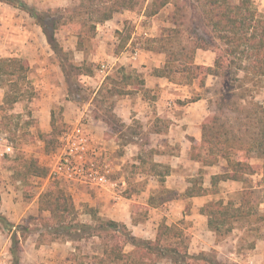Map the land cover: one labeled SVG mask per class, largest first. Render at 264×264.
<instances>
[{
  "label": "rangeland",
  "instance_id": "1",
  "mask_svg": "<svg viewBox=\"0 0 264 264\" xmlns=\"http://www.w3.org/2000/svg\"><path fill=\"white\" fill-rule=\"evenodd\" d=\"M11 1L12 4L0 0V60L18 59L29 69L24 72L26 77L0 74V214L15 226L9 230L0 223V264H13L11 248L14 236L20 240V264H112L106 259V242L100 236L72 239L74 229H64L63 226L73 222L57 223L40 203L50 190L53 195L63 192L72 198L79 222L99 226V221L92 219L91 209L101 220H111L100 215L99 208H90L84 195L93 194L94 197V189L77 186L80 193L73 194L65 182L50 177L51 166L59 155L62 133L74 126L85 111L89 112L93 122L99 121L92 124V138L109 155L114 170L112 179L118 184V193L122 196L120 208L124 214L131 212L133 202L130 199L142 205L135 218L142 221L150 219L147 237L154 235L160 223L170 221L177 232L182 233L181 239L173 241L175 246L182 254L186 246L191 249L184 264H264V221L260 218L264 214V180L260 183L259 177L250 176L242 183L220 182L212 187L213 174L229 170L228 162L220 160L217 166L209 168L202 164L201 169L183 165L182 179L165 178V183L177 182L178 189H167V183L162 188L158 184L159 177L153 174H163L165 170H150L154 160H158L154 156L161 150L162 143L151 136L149 130L142 129L140 119H134L126 127L123 118L116 113L126 96H110L111 92L117 93L116 86L122 88L121 68L130 69V63L123 66L121 61L115 60L117 49L126 39L128 42L123 51L138 46L143 51L142 60L151 61L153 67L165 65L172 48L175 49L173 52L183 47L189 50L203 44L202 41L209 50L197 51L212 53L204 62H213L216 53L224 55L225 45L206 25L202 2L170 0L158 14L151 16L147 6L153 0H141L134 9H123L111 20L98 24L93 32L92 27L99 17L96 11H105L115 0H104V3L100 0L93 3L89 0ZM18 1L40 14H52L59 22L56 36L61 47L74 52L73 61L80 66L86 64L93 75L66 80L60 57L51 49L43 29L26 11L14 5ZM233 1L239 3L240 0ZM253 7L264 14V0H253ZM81 39L83 50H78ZM226 60L235 61L236 57L226 56ZM195 62L201 61L195 58ZM103 65L107 67L103 68ZM253 77L231 64L219 77L207 78L205 87H201L198 80L190 86L181 85L182 97L187 98L179 100V103L186 105L203 99L209 115L224 125L223 134L229 133L226 137H236L244 142L258 138L264 127V77ZM107 78L112 79L106 81ZM141 94L149 98L150 104L156 98V95ZM15 95L19 97L18 102L9 104L6 97ZM52 113L56 130L51 126ZM151 120L159 130H166V121L158 117ZM95 128L96 133H100L96 138ZM111 139L113 142H109ZM127 145L128 156L118 171L117 155L121 156L122 152L124 155L126 149L123 146ZM108 147L112 148V154ZM166 151L171 153L174 150L169 147ZM202 152L207 154L205 149ZM242 154L254 165L256 174L264 175V156L258 150ZM139 157L146 164H140ZM30 159H36L40 166L48 168V176L23 178L24 163ZM194 186H202L210 202L223 200L225 204L234 202L237 205L241 203L243 192L248 190L246 193L251 201L248 208L258 211V214L254 213L243 225L237 224L228 236L218 238L215 246L211 245V251L207 249L202 253V242L208 246L213 239L196 238L203 233L202 226L200 218L194 215V201L189 200L185 193L186 187ZM152 198L159 207H144ZM119 243H125L123 236L109 241V245ZM125 248L126 251L131 250L129 244ZM171 262L170 259H162L158 264Z\"/></svg>",
  "mask_w": 264,
  "mask_h": 264
},
{
  "label": "trees",
  "instance_id": "2",
  "mask_svg": "<svg viewBox=\"0 0 264 264\" xmlns=\"http://www.w3.org/2000/svg\"><path fill=\"white\" fill-rule=\"evenodd\" d=\"M7 3H13L11 0H2ZM94 2V0H89ZM104 3V0H100ZM141 0H115L114 3L107 7L105 11L97 10L99 14L98 20L94 23L92 30L96 31L98 24H103L111 20L115 14L121 12L123 9H134ZM146 1V0H145ZM170 0H153L150 6H147L149 15L153 16L159 13ZM204 7V20L206 25L211 28L215 37L225 45L224 55L216 53V60L213 67L198 66L195 64L196 52L199 49L209 50L208 46L197 44L191 49L182 48L178 52L172 48L169 51L168 59L163 69L155 71L157 76L166 77L170 82L182 85H192L198 80L201 87L205 86L206 80L209 76L219 77L221 72H226L231 64L236 65L239 70H244L248 75L255 77H264V14H260L253 7V0H240L235 3L233 0H200ZM14 5L26 11L32 18H34L43 29L47 37L48 44L54 53L60 57L61 68L66 80L80 77L92 76V69L83 65H77L74 60V52L65 51L59 44L56 36V31L59 22L55 20L52 14H40L33 8L18 1ZM177 31L176 29H171ZM170 36V35H169ZM128 39H126L121 47L117 49V54L121 53L126 46ZM78 50H83V40L78 42ZM226 56L236 57V60H226ZM25 66L18 59H1L0 60V74L6 76H13L19 74L26 77L25 71H28ZM121 80L123 82L122 88H117L116 94L110 93V96L119 95H133L139 91L144 90V80L137 71L121 68L119 71ZM109 81L112 78H107ZM106 81L104 84H106ZM103 84V85H104ZM73 90V89H72ZM98 93H101L98 92ZM6 100L9 104L14 105L18 102V95L7 96ZM51 126L56 130L55 116L51 114ZM125 127V126H123ZM223 127L215 116L209 115L203 125V141L197 143L193 140L191 159L203 163L204 166H213L219 163L220 159H226L229 163L230 170L225 174L216 175L212 178V186L216 187L220 181L235 180L243 181L245 175L254 173L255 169L248 162V157L243 156L245 151L258 150L262 157L264 156V127L261 130L258 138L251 140H243L232 137H226L223 134ZM223 134V135H222ZM249 147V149H247ZM206 150V155L202 150ZM235 157V158H234ZM153 158V157H152ZM140 164L143 158H138ZM235 159V160H234ZM24 177L36 176L47 177L49 169L40 166L36 159L27 160L25 163ZM157 168H163V174L156 173L154 176L159 177V185L165 187V178L170 174V167L159 163H154L151 171ZM248 191V190H247ZM246 191V192H247ZM244 192L241 203L239 205L234 202L225 204L223 200L216 202H209L202 209L201 213L208 217V227L214 232L218 238L228 236L235 226L243 225L249 221L250 217L258 214V211L253 212V209L248 208L250 199L247 193ZM206 190L202 186L189 187L186 191V196L189 198L196 196H204ZM43 209L51 213V219L57 223L63 224L66 222H73L72 225L63 226L64 229L72 228L74 232L72 239L78 240L83 238L98 237L104 240L105 250L104 254L107 256L108 263H122V264H158L162 259H171L174 263L184 264L188 254V247L186 246L184 254L177 248L176 240L181 239L182 233L177 232L176 226H168L165 222L160 224L157 237L155 241L143 240L132 235L131 231L123 223L112 220H101L97 217L94 210H90L93 221H99V226L94 227L91 224H85L78 221L77 211L74 202L70 196L63 192L53 195L50 190L40 199ZM264 203V202H263ZM150 206L159 207L155 199H150ZM136 211L141 207L134 206ZM251 209V210H250ZM264 221V214L260 217ZM0 223L6 229L12 230L15 226L9 220L0 214ZM65 225V224H64ZM100 236V237H99ZM119 236H123L125 243L122 245H109V241H113ZM20 240L16 236L13 239V246L11 254L13 256V264H20L21 248L19 246ZM131 245L133 250L130 253H125V245Z\"/></svg>",
  "mask_w": 264,
  "mask_h": 264
},
{
  "label": "crops",
  "instance_id": "3",
  "mask_svg": "<svg viewBox=\"0 0 264 264\" xmlns=\"http://www.w3.org/2000/svg\"><path fill=\"white\" fill-rule=\"evenodd\" d=\"M146 36H148V34ZM131 43L128 45V48L130 47ZM135 52L138 53V56L136 58L134 57ZM142 55H143V51L139 49L138 46L137 47L131 46V49H128V50L126 49L125 51L122 50L121 53L115 56V60L118 62L121 61L123 66L125 65L124 63H130L129 64L130 69L131 70L134 69L135 71H137L138 74H140L144 80V90L139 91L138 93L133 94V95H126V97H124L122 102H120V105L118 106L116 110V113H118L119 117L123 118V122L125 123L126 127H129L132 124V121L134 119H137V120L140 119L142 129L145 131L149 130L151 136H155L156 139H158L157 141H160L162 143L160 144V147H162L161 150L159 151V153H157L154 156V158H158V160H154V162L162 164V165H165V164L168 165L171 169L170 171L171 175L169 174L170 176L168 175L166 178L175 177L176 181H178V179H182L183 177V172H184L182 169L183 165L184 166L190 165L191 167L197 166L199 169H201L200 164L204 166L203 163L192 160L191 155H192L193 140L197 143H202L203 141V125L207 117H209L208 106L206 104V101L203 99H199L198 101L191 102L186 105L180 104L179 100L184 101V99L187 98V96L182 97V94H181V91L183 90V88H181L182 84H176V83L170 82L166 77L157 76L155 74V71L159 69H163L165 65L163 66L159 65V66L153 67L151 65V61L148 62V60H144V61L142 60ZM209 55H212L210 51H203L201 53L197 51L196 57H195L196 61L200 60L201 62L200 63L195 62L196 65L213 67L215 60H216V54H214L213 62L212 61L210 63L204 62V59L206 57L209 58ZM123 68H126V67H123ZM209 77H215V76H209ZM184 86H190V85H184ZM205 86H206V83H205ZM141 93H147L148 95H156V98L153 99L150 104L149 98L145 97V94H141ZM140 105H142V107ZM155 117L156 118L158 117L162 119L163 121L167 122L166 130H159L153 124L154 122L151 120V118L155 119ZM98 122H99L98 120H94L93 123L95 125ZM96 131H97V128H95V131H94L95 138L100 135V133L99 132L96 133ZM107 139L109 140V138H106V140ZM109 142H113V140ZM134 146H133V149L135 148ZM128 147H129L128 145L126 147L123 146V148L126 149V152L124 153V155H123V152L121 156L117 155V160L120 163L119 165H116V169L118 171L121 170L125 162V158H127L128 156V152H129ZM169 147H171V149L173 148L174 151L171 153H167L166 149ZM108 150L109 152L111 151V154H112V148L108 147ZM220 160L227 161L226 159H220ZM248 162L250 163V165L254 166L253 164H251L249 159H248ZM218 164L213 165V166H217ZM213 166H204V167L209 168ZM229 170H227L224 173H219V174L215 173L213 175L216 176L220 174H225ZM250 176H254V178L259 177L260 183L262 182V180H264L263 174L258 175L255 172L249 175H245L244 180L246 179V177H250ZM243 181L227 180V181H220V182L242 183ZM166 183H167L166 185L167 189H171V190L178 189L179 185H177V182L175 183L171 181V182H166ZM211 185H212V181H211ZM5 186L7 188H10L8 184H6ZM188 188L189 187L185 188L186 191ZM94 190H95L94 197H93V194H89L87 196L84 195V197H86L87 199V202H89L90 208H93V207L99 208L101 210L100 215L104 217L106 216L112 221L125 224L127 228L131 231L132 235L136 238H140L143 240H149V241L156 240L157 232H158V229L161 223L159 224L158 228L154 232V235L152 237H147V235L149 234L148 225L151 223V221L148 218H145L143 221L135 218L139 210L136 211L134 206L135 205L137 206L139 204L138 202L132 201L130 199L129 201L133 202V205L131 206V212L124 214L120 208L122 204L121 195H117L115 197L112 195L111 192H107V191L103 192L99 189H94ZM70 191L73 194L80 193L78 188H74L73 190H70ZM117 191H119L118 188H117ZM101 192H103V194ZM207 196L208 195L205 194L204 196H196L192 198L187 197L189 198V200L194 201V210H195L194 215L195 217L200 218L199 224H201L202 226L201 231L203 233H199L198 235H196V238H199V239L200 238H208V239L212 238L213 239L212 241H210V245L208 246H205L204 242H202L203 243L202 244L203 248L201 250L202 253H206L208 250L211 251L212 249L211 245L215 246L216 241H217L216 234L212 232L208 227V217L201 213V209L206 204H208V202H210V200H207ZM113 201L117 203L113 204ZM138 206H140V204ZM143 206L147 208H153L152 206H150V202L146 203ZM140 207H142V205ZM166 225L172 226L170 221H166ZM132 250H133V247L131 246L130 251H126V248H125L124 252L130 253ZM190 253H191V249L189 250V247H188V254L190 255ZM171 264H177V263H174L172 261Z\"/></svg>",
  "mask_w": 264,
  "mask_h": 264
},
{
  "label": "built area",
  "instance_id": "4",
  "mask_svg": "<svg viewBox=\"0 0 264 264\" xmlns=\"http://www.w3.org/2000/svg\"><path fill=\"white\" fill-rule=\"evenodd\" d=\"M137 56L135 52L134 57ZM92 124V117L85 111L74 126L62 133L59 155L51 166L50 177L65 182L70 190L89 186L111 192L116 197L120 193L118 184L112 179L114 170L105 148L92 138Z\"/></svg>",
  "mask_w": 264,
  "mask_h": 264
}]
</instances>
